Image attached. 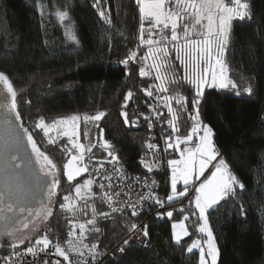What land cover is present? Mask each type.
Wrapping results in <instances>:
<instances>
[{
    "label": "trees",
    "instance_id": "trees-1",
    "mask_svg": "<svg viewBox=\"0 0 264 264\" xmlns=\"http://www.w3.org/2000/svg\"><path fill=\"white\" fill-rule=\"evenodd\" d=\"M246 2L250 5L253 18L251 21L232 22L224 56L227 76L238 88L206 89L209 96L203 102L201 111V120L213 128V142L221 156L245 184L244 190L236 189L238 195L221 201L209 210V224L219 249L217 264H264V0ZM44 3L45 11L41 15L35 6L36 0H0V71L9 76L18 92L23 125L32 130L38 146L57 165V174L61 179L55 198L59 203L54 201L51 205L54 216L42 223L41 231L35 233L32 240L34 242L43 231L51 228L52 242L64 245L69 239L68 221L84 222L91 218V209L85 215L79 210L73 214L59 207L60 203H65L63 197L73 192L77 181L69 183L63 176V164L69 158L67 150L72 146L66 137H56L57 142L49 144L43 131L34 127L36 121L43 117L46 124H51L54 120L71 115L105 112V117L99 122L85 125L81 121L79 142L87 146L89 140L97 141L98 123L104 129V139L112 144L118 154L124 171L143 177L146 170L138 163V158L144 153L148 142L149 132L144 120L148 114L147 108L159 104L157 110H163V116L153 124L154 142L160 145L162 142L165 147L162 137L171 134V128L166 123L171 117L162 101L158 102L156 97L177 91L188 97V111L181 113L183 135L191 127L188 112L191 111L194 87L183 80L184 69L176 59V52L171 50V44L170 71L174 69L180 79L173 84V78L167 75L168 93H159L153 87V96L145 95L142 89L159 84L156 75L147 69L150 74L141 77L139 69L145 66L142 61L130 62L127 67L120 63L129 50L136 49L140 43V20L135 0H102L97 7H93L95 0H44ZM66 5L70 7L78 36L77 45L68 43L55 18L46 13L58 7L63 9ZM100 10H106L111 24L100 18ZM146 51L147 46L139 50V55ZM249 86L253 89L251 95L243 91ZM20 89L24 91L20 92ZM130 90L133 96L126 111L130 120L139 121L136 130L126 128L120 115L124 97ZM172 103L175 108V102ZM85 131L89 139H85ZM64 145L67 149L61 151ZM165 153L168 159L178 158V153L172 149ZM106 158V152L98 144L91 154H86L89 171L100 159ZM85 174L88 177L89 173ZM165 174L160 171L156 178L161 186L157 193L166 198L171 187ZM178 187L182 188L183 185ZM92 188L97 193V189ZM192 196L193 193L173 204H165L162 213L176 209L171 219L166 215L148 219L146 214H140L137 218L115 213L109 219L97 217V227L101 232L90 233L84 242L89 245L97 243L99 250L106 253L129 234L131 222H143L142 228L146 224L149 230L148 247L124 245L125 251L119 259H103L100 264H198L199 252L186 251L193 240H204L203 234L197 231L200 224L198 212L195 216L191 215L195 211L193 205L189 204ZM88 203L94 204L98 211L110 212L99 200L98 193ZM83 204L84 201L78 200L76 205ZM181 205L186 210L183 214L179 211ZM184 215L189 216L185 222L189 235L184 236L177 245L172 240L171 225L181 221ZM9 239H1L0 245L6 244ZM25 247L21 245L19 249ZM10 251H13L10 247H0V257Z\"/></svg>",
    "mask_w": 264,
    "mask_h": 264
},
{
    "label": "snow or ice",
    "instance_id": "snow-or-ice-1",
    "mask_svg": "<svg viewBox=\"0 0 264 264\" xmlns=\"http://www.w3.org/2000/svg\"><path fill=\"white\" fill-rule=\"evenodd\" d=\"M101 2L102 0H95L93 7H97ZM135 3L139 12L138 39L140 43L136 49H130L120 63L127 67L130 62L136 63L138 60L144 62L145 66L139 69L141 77L150 74L147 69L155 71V78L160 83L142 89L145 95L152 97L153 87L159 93L170 91L167 86V75L173 78L171 80L173 84H176L180 79L174 69L170 71L169 56L170 51L174 50L176 59L184 69L183 80L194 87L191 111L188 112L191 127L183 135H181L180 127L181 113L188 111V97L178 91L171 95L156 97L158 102L162 101L171 117L166 121L171 128V134L162 137L165 144L163 151L167 152L172 149L179 154V158L167 160V166L171 171V191L167 194L166 200L168 204H173L176 200L189 197L194 193V196L189 200V204L194 205L195 209L191 215L195 216L196 212L199 213L198 220L201 223L197 231L205 234L207 240H193L186 251L192 253L193 249L199 248L198 264H217L219 249L209 224V210L219 205L221 201L238 195L236 189L244 190L245 184L221 156L213 142V128L201 120V111L203 102L209 96L206 89L238 88V85L226 76L227 65L224 56L229 43L232 22L234 20L251 21L252 11L246 0H230V2H226V0H135ZM36 6L43 10L46 5L44 0H36ZM54 14L62 24L67 22L65 24L66 37L78 43L70 7L67 5L63 9L58 7ZM99 16L108 24L112 23L111 18L106 16V10H100ZM169 44H171V50ZM145 46H147V51L143 55H139V50ZM148 60L152 61L150 65L147 64ZM217 68H219V73ZM23 91L24 89H20V92ZM243 91L251 95L253 89L249 86L245 87ZM3 92H6L7 96L0 98V110L3 113L0 115V121L6 126L11 142L6 141L5 163L4 167L0 168V172L4 174L2 188H0V232L10 239L0 247H10L13 251L3 256L0 264H22L25 255L35 256L37 252L51 251L52 249H54V255L62 257L66 264H100L97 258L103 253L99 250L98 244L89 245L84 242L90 233L101 232V229L97 227V217L109 219L112 213L130 211L132 217L138 218L143 202L148 200L154 201L161 208L165 207L164 200L154 192L157 185L155 179H151L149 183L148 176L128 178L124 174L123 168L117 166L120 165L119 156L115 153L112 144L104 139V129L100 128L98 123L96 124L99 128L98 140L95 142L89 140V144L86 146L79 142L78 122L81 119L79 115L60 118L51 124H46L44 118L40 117L34 127L43 131L49 144H55L56 137L59 136L67 137L72 145V149L67 150L69 158L63 164V176L67 177L68 182L71 183L84 173H89L88 179L83 180V183L77 182L74 186L76 197L84 201V204L82 206L72 205L70 204L72 198L66 195L63 197L65 203H60L59 207L73 214L79 210L85 215L90 208L91 218L79 223L73 222V220L68 221L71 230L68 232L69 239L64 242L66 247L62 246L60 242L55 244L52 242L48 235L51 228H48L42 236H38L33 242L32 237L24 232L29 229L30 225L33 233L40 232V223L48 221L49 217L54 216L51 205L54 201L59 203L55 198L58 195L57 189L61 186V179L57 174L59 172L57 165L38 146L32 130L23 125V116L19 111L18 92L9 76L0 71V93ZM236 94L239 95L240 92L237 91ZM132 96L133 92L130 90L124 97L125 103L122 106L124 110L120 113L126 126H134L136 123L129 119L126 111L128 101ZM173 101L176 105L175 108ZM158 107L159 104L156 107L149 105L150 112L157 119L163 116V113L157 110ZM105 115V112L98 111L95 115H84L83 120L86 125L89 121H101ZM13 117L23 131V139L16 133ZM144 119L149 122V128H151L152 117L145 115ZM50 132H55L56 135H49ZM84 137L89 139L87 131L84 132ZM24 140L31 148L36 169L32 168L31 161L27 163L23 161L21 151ZM98 144L106 152L107 158L100 159L90 172L86 154H91ZM146 147L148 152L145 155L148 158L142 156L140 164L147 173H153L154 170L161 167L163 157L160 155L158 143L148 142ZM66 149V145L61 147V151ZM105 163L112 165L111 171L105 168ZM206 172L209 174L206 175ZM96 176L100 177L98 182L95 180ZM117 178L120 181L119 186L114 184V180ZM104 181L108 183L105 184ZM94 183H98L100 200L107 205L110 212L98 211L94 204L88 203L89 200H94L97 196L92 188ZM133 184L147 188L148 191L139 195L137 199H122L132 196ZM180 184L183 185L182 188L178 187ZM32 202L39 206H28ZM175 210L157 213V215H166L171 219ZM179 211L182 214L186 211L183 205ZM241 211L243 212V205H241ZM188 220L189 216L184 215L181 221L171 225L172 239L177 245L180 244L183 236L189 235V230L185 225ZM129 231L136 236L141 233L144 237L149 236L148 226L145 224L141 228L135 221L131 222ZM140 243L143 244L144 241L141 239ZM128 244L129 240H124V245ZM21 245H26L23 252L18 251ZM41 245L42 248L39 247ZM204 245L207 247L206 252ZM119 251L123 253L125 248L121 247ZM47 254L46 252L43 264H61L60 260L48 259ZM73 255L77 257L76 260L71 258Z\"/></svg>",
    "mask_w": 264,
    "mask_h": 264
},
{
    "label": "built area",
    "instance_id": "built-area-1",
    "mask_svg": "<svg viewBox=\"0 0 264 264\" xmlns=\"http://www.w3.org/2000/svg\"><path fill=\"white\" fill-rule=\"evenodd\" d=\"M147 110H148V114H146V115L151 116L152 117V120H153L152 127L149 128V122L144 119L146 121V127H147V130L149 132L148 142L156 143V142H154L155 141V139H154L155 138V134H154L153 123H154V121L157 118H155V116L150 112L149 107L147 108ZM159 111L163 113V110H159ZM162 144H163L162 142H161V145L159 144V148H160V155L163 157V162H162L161 167L159 169H157V170H154L153 173H147V171H146V175L145 176H148L149 177V183L151 182V179H155L157 181V178H156L157 175L156 174L159 173L160 171L165 172L166 173L165 175L168 176V179L170 181L171 171H170V169L167 166V160H168V158H167L166 153L163 151L164 147H163ZM145 148H146V151L144 153H142V155L138 158V163H140V158L142 156H144L146 159L148 158L145 155L148 152V149H147V147H145ZM117 166L118 167H122L120 165H117ZM93 167H92V169H93ZM105 168H107V169H109V171H111L112 165L111 164H108V165L105 166ZM92 169H91V171H92ZM123 172H124V174L128 178H134V177H136V176H133L131 174L126 173L124 171V169H123ZM93 175H94V173H93ZM88 178H89V175H88ZM95 180L98 182L100 180V177L96 176L95 177ZM104 183L107 184L108 182L107 181H104ZM114 184H116L117 186H119L120 181H119L118 178L114 180ZM93 186L95 187V189H97V193H98V197H99V187H98V183H94ZM132 188H133L132 196L131 197H124L122 199H128V198L137 199L139 195H142V194H144V193H146L148 191L147 188H144L142 186H137L135 184H133ZM160 188H161V186H160L159 182L157 181V185L154 188L155 194L158 195L157 192L160 190ZM160 198L162 199V197H160ZM99 200H100V197H99ZM102 204L104 205L105 208L109 209L106 204H104V203H102ZM163 209H164V207L161 208L159 205L155 204L154 201L148 200V201H144L143 202V207L140 209V214H146L147 217H150L148 215V214H150V212H154L157 215V213H161V211ZM115 214H126V215H129L130 214V211L127 212V213H120V212H118V213H115ZM158 218H160V216H158ZM139 226L142 228V223H139ZM44 232L45 231H43L39 236H42L44 234ZM48 235H49V238L51 239V233L50 232L48 233ZM126 239L129 240V244L128 245L131 244V245L137 246L139 248L140 247H148L149 246V242H148L147 237H144L142 235V233L139 236H136V235H133L131 232H129V234L121 242H119L118 245H116L114 248L108 250V252L106 253V255H103V256L101 255L97 259L99 261H101L100 259H103L104 257H107L108 254H114V257L117 258V259H119L123 255V253L120 252L119 249L124 246V240H126ZM141 239L144 241L143 244L140 243V240ZM62 246H65L66 247L65 244L62 245ZM39 247L42 248V245L39 246ZM18 251L23 252L24 249H18ZM10 252H12V251H10ZM10 252H8V253H10ZM46 252L48 253L47 254V258L48 259H50L52 261L60 260L61 261V264H66V262L63 261V258L62 257H59V256L54 255V249H52L51 251L45 250V252H37V255H35V256H33V255H25L24 261L22 262V264H43V260H44V258L46 256ZM8 253H6V254H8ZM6 254L2 255L0 257V260H2L3 256H5ZM71 258L73 260H76L77 259V257L74 256V255ZM115 258L113 260H116Z\"/></svg>",
    "mask_w": 264,
    "mask_h": 264
},
{
    "label": "water",
    "instance_id": "water-1",
    "mask_svg": "<svg viewBox=\"0 0 264 264\" xmlns=\"http://www.w3.org/2000/svg\"><path fill=\"white\" fill-rule=\"evenodd\" d=\"M7 96V93L6 92H3V93H0V98H4ZM131 100L130 99L128 101V105L131 103ZM125 103V102H124ZM124 105V104H123ZM124 110L123 108H121V111ZM2 110H0V115H2ZM121 121L123 122L124 126L126 128H129L131 127L132 129H135L139 127V121L136 119L134 120L136 123L134 126H126L125 123H124V118L121 116ZM13 123L16 125V133H18L20 135V137L23 139V131L22 129L19 127V124L15 121L14 117H13ZM6 141L8 143L11 142V137H10V134L8 132V130L6 129V126L3 124L2 121H0V168H3L4 167V153H5V150H6ZM21 155L23 157V161L25 163L31 161L32 162V168L33 169H36V165H35V162H34V158L32 156V153H31V148L27 145V142L26 140H24L23 142V147H22V151H21ZM19 162V161H18ZM22 169H23V164H22ZM21 169V170H22ZM20 171V170H18ZM4 179V174L3 172H0V188H2V181ZM28 206L30 207H38L39 205L36 204L35 202H32L30 203ZM26 215V213H25ZM6 236H4L2 234V232H0V240L5 238Z\"/></svg>",
    "mask_w": 264,
    "mask_h": 264
},
{
    "label": "rangeland",
    "instance_id": "rangeland-1",
    "mask_svg": "<svg viewBox=\"0 0 264 264\" xmlns=\"http://www.w3.org/2000/svg\"><path fill=\"white\" fill-rule=\"evenodd\" d=\"M35 6H36V4H35ZM36 8H37V6H36ZM37 10H38V12L41 14V15H43V13H44V11H45V8L43 9V10H41V9H39V8H37ZM56 10V9H55ZM55 10L54 11H51V10H48L46 13L48 14V15H50V16H52L53 18H55V20H56V23H57V25L58 26H60V28L62 29V32H63V35L65 36V38H66V40L68 41V43H70L71 45H77V42H74V41H72V40H70V39H68L67 37H66V35H65V31H66V28H65V24H67V22H65V24H62L59 20H58V18L55 16ZM152 63V61L150 60V61H148V64L150 65ZM152 72H153V74H155L156 75V73H155V71L154 70H152V69H150ZM217 72L219 73V68H217ZM226 76H227V73H226ZM227 78H228V76H227ZM158 83H160V81H157ZM172 90V89H171ZM172 92H173V90H172ZM162 105V103H160V106ZM81 117V119H80V121L78 122V124H79V126H80V123H81V121H84L83 120V117L84 116H80ZM89 122H91V121H89ZM79 129V128H78ZM50 134L51 135H53V136H55L56 135V133L55 132H50ZM202 134V133H201ZM57 137H59V136H57ZM67 138V137H66ZM174 142V141H173ZM70 145H71V143H70ZM72 146V145H71ZM184 147V146H183ZM74 151V150H73ZM69 157V156H68ZM178 158H179V154H178ZM209 173L208 172H206V175H208ZM66 179H67V177H66ZM85 179H88V177H87V175L84 173L82 176H80V177H77L75 180H77L76 181V183L77 182H79V183H83V180H85ZM203 179V178H202ZM76 185V184H75ZM74 185V186H75ZM74 186H73V192L69 195L71 198H72V200L70 201V204H72V205H76L77 204V202H78V200H79V198L78 197H76V194H75V192H74ZM193 196H194V193H193ZM193 207H194V205H193ZM215 207V206H214ZM199 214V213H198ZM75 222V221H74ZM39 223V222H38ZM76 223H79V222H76ZM201 223V222H200ZM42 226V223H40V227ZM71 230V227L69 228V231ZM24 234H26V235H28V236H34L35 235V233H33L32 231H31V225H30V227H29V229H27V230H25V232H24ZM24 234H17V235H19V236H23ZM203 234V233H202ZM203 236H204V240L203 241H206L207 240V236L205 235V234H203ZM184 237V236H183ZM182 237V238H183ZM181 238V239H182ZM173 240V239H172ZM216 242V241H215ZM193 250H197L198 252H199V256H200V250H199V248H197V249H193ZM204 250H205V252L207 251V247H206V245H204ZM218 262V261H217Z\"/></svg>",
    "mask_w": 264,
    "mask_h": 264
},
{
    "label": "bare ground",
    "instance_id": "bare-ground-1",
    "mask_svg": "<svg viewBox=\"0 0 264 264\" xmlns=\"http://www.w3.org/2000/svg\"><path fill=\"white\" fill-rule=\"evenodd\" d=\"M153 127H154V124H153ZM155 129V128H154ZM148 137H149V135H148ZM148 139V138H147ZM146 151V148H144V152ZM159 195V197H162V199L164 200V202H165V204H168V202H167V200H166V198L165 197H163L161 194H158ZM163 211V210H162ZM162 211H161V213H162ZM150 217H148V219H151V217H153V218H158V216L154 213V212H150V214H148ZM140 223H142L143 224V222H140ZM134 246V245H133ZM135 247H137V246H135ZM139 248V247H138ZM140 248H146V247H140ZM107 253V252H106ZM106 253H103V255H106ZM102 255V256H103ZM111 259V260H113L115 257H114V254H108V256L107 257H104L103 259ZM103 259H100L101 261L103 260ZM116 260H117V258H115ZM100 261V262H101Z\"/></svg>",
    "mask_w": 264,
    "mask_h": 264
}]
</instances>
